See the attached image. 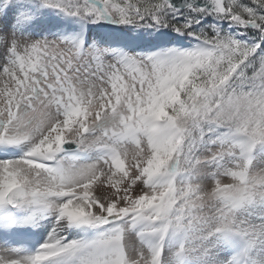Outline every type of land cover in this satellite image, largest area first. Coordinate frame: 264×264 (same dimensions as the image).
Listing matches in <instances>:
<instances>
[{"label":"snow or ice","instance_id":"obj_1","mask_svg":"<svg viewBox=\"0 0 264 264\" xmlns=\"http://www.w3.org/2000/svg\"><path fill=\"white\" fill-rule=\"evenodd\" d=\"M0 264H264V0H0Z\"/></svg>","mask_w":264,"mask_h":264}]
</instances>
